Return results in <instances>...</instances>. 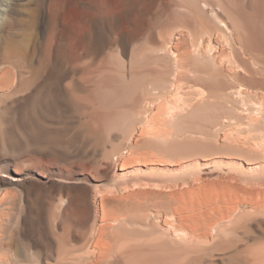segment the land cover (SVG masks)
Here are the masks:
<instances>
[{
  "label": "rangeland",
  "instance_id": "374dc122",
  "mask_svg": "<svg viewBox=\"0 0 264 264\" xmlns=\"http://www.w3.org/2000/svg\"><path fill=\"white\" fill-rule=\"evenodd\" d=\"M209 1L215 2L214 0ZM219 1L223 9L218 15L221 16L219 17L225 24L227 23L222 29L217 28L218 21L216 22L213 16L203 13L195 5L187 3H191L189 0H142L141 5L144 13L142 12L140 17V42L144 43L145 41L142 38L145 37L143 27L148 19L154 29L155 46L158 49L167 46L168 54L171 55H167V59L165 58L166 64L161 57L157 58V64H151L155 73L151 72L154 74L146 70L149 69L148 63L140 64L137 80L141 83H148L152 79L161 78L163 70L169 71L167 79L171 89L170 101L164 105L159 101L155 104L156 106L154 105V111L158 112L159 109L156 108L161 103L159 107L163 108V111L167 110L168 116L176 114L175 118L177 114H183L178 119L173 122L172 120L167 121L169 122L167 123L166 120L162 121L163 116L159 115L161 119L158 121L159 125L158 123L155 126H153L154 124L149 126L148 124L128 123L125 129H121L118 126V123H121L122 126L123 122L121 110L129 102L120 100L121 89L125 87L126 83L122 78L121 68L111 67L110 64L103 61L104 55L108 52L105 50L97 56L94 55L95 57L83 56L80 58L75 56L66 63L57 64L58 69L56 68L55 71L59 72L56 73L57 76H52V79L57 78L59 81L60 95L58 98H60V103L56 105L57 107L51 104L45 106L46 111L40 112L39 120L38 118L29 120L28 125L33 124L34 126L31 127L40 133L39 139L42 141L52 139L51 146H55L53 149H56L38 148L29 142L26 151L0 153V169L6 170L0 175L4 178L21 181L33 178L37 184V188L33 189L44 198L51 191L53 194L50 193V195H57L58 192L54 186L60 182L71 186L72 189L69 186L70 190L65 195L71 193L72 190L73 194H71L77 198L75 199L77 202L74 203L72 216L63 219L64 222L60 225L63 227L67 224L70 225L71 220L69 228L74 231L70 230L73 237L76 235L72 238L73 244L77 242L74 244L75 247H78L80 241L83 240L82 236L86 237V234L91 237V244H93L94 239L98 237V230L101 229L99 226L98 230L95 227L106 221L111 229L110 232L107 231V233L109 232L107 234L105 228L104 233L107 236L112 232L116 236L121 233L120 243L122 241L127 243H123L125 246H129L133 242L132 246L142 254L151 250L159 251L168 248L181 249L188 253L194 251L197 255L204 253L207 258H217V260H213L214 262L212 261L215 264L218 262V264H255L256 261V264H259L262 261L260 259L261 261L258 263L259 260L255 258L264 254V133H262L264 132V0ZM176 3H183V5L186 3L185 6L192 9L194 13L174 9ZM65 11L61 12V17L65 19L67 14L65 20L74 28L77 37H82L85 29L78 24L76 17L77 21L72 20L71 22V17L73 19L77 13L86 14V12L79 9V12L72 10L73 14L69 10V13L67 10ZM177 13L179 14L176 15ZM230 27L233 28L232 31H230ZM222 33L228 35V40L225 39L227 36L224 38L219 35ZM166 43L168 45H165ZM179 45L182 46L179 47ZM170 50L171 52H169ZM188 61L191 63H187ZM187 69L192 72V75ZM47 73V75L44 73L40 75H44L45 78L49 76L47 77L49 79H46L51 81L50 76L55 73L51 75L50 71ZM236 73L238 74L236 75ZM229 88L236 91H231ZM96 90L100 92L98 93ZM131 91L127 93L130 98L136 94L132 84ZM115 93L119 96H116ZM174 94H177L176 97ZM210 94L213 95L212 98L209 96ZM178 95L181 100L178 99ZM182 98L186 100L183 102ZM206 98L214 99L208 101ZM200 102H206V104H203L190 116L185 106ZM41 113L43 114L41 115ZM225 114L228 117H225ZM165 116L164 114V119ZM33 121L35 122L33 123ZM163 122L166 123L163 125ZM81 126L84 128L82 129ZM29 127H27L28 130ZM37 127H42V129ZM55 130L57 131L55 132ZM15 163L18 168L20 166V170H24L26 173H15L14 170L17 169ZM26 186L31 188L29 183ZM53 187L56 191L53 190ZM83 194L85 198H90L92 209L94 208L89 215L82 211L84 207L80 203H84L81 198ZM102 198L105 204L104 209H101ZM100 199L101 203H99ZM100 211L114 215L110 214L102 218L101 215L104 213L100 215ZM110 216L111 218L117 216L116 218L119 220H115V223L112 221L113 219L110 220ZM135 218L141 221H135ZM144 218L150 219L149 221L146 219L147 224L144 222ZM106 222L101 226L106 227ZM110 223H114V225ZM122 223H126L127 225H125L132 230L128 227L125 228L126 226H123L125 229L123 230L119 227L124 225ZM153 224L157 226L155 227ZM111 225L115 226L114 231L112 230L114 227L110 228ZM133 225L142 228L137 227L138 229L134 228L133 230ZM150 226L158 228L152 227L154 231L148 228L151 230L148 232L146 228ZM63 227L58 228V234L63 233ZM120 228L121 231H119ZM109 229L107 227V230ZM91 231L96 232H94L96 237ZM29 234L19 238L20 243L26 244L27 249L35 251L37 248L36 251H39L38 249L44 251L42 249L44 248L45 251H50V249L56 248L53 238H46L47 240L45 239L42 244L43 247L32 234ZM88 235L87 237H89ZM114 235L111 236L115 238ZM107 236L104 237L105 241L110 239V236ZM191 236L192 240L195 239L192 242ZM195 236L201 240L196 239ZM218 236H221V239ZM173 237L178 239H173ZM216 239L218 241L220 239L221 242ZM175 240H179V243ZM215 240L217 243L214 242ZM13 241L12 248L18 250L20 243L17 244V241ZM50 241L53 245L50 244ZM195 241L200 242L196 243ZM188 246L191 247L188 248ZM229 249L231 253H229ZM83 252L81 254H84ZM210 253L213 254V257H210ZM227 253L228 256L231 255L230 258L233 262L228 261L230 259L226 256ZM224 254L227 259L224 258ZM240 257H243L241 262ZM262 259L261 264H264V258ZM220 260L223 262L221 261V263ZM197 261L199 262L201 259Z\"/></svg>",
  "mask_w": 264,
  "mask_h": 264
},
{
  "label": "bare ground",
  "instance_id": "6f19581e",
  "mask_svg": "<svg viewBox=\"0 0 264 264\" xmlns=\"http://www.w3.org/2000/svg\"><path fill=\"white\" fill-rule=\"evenodd\" d=\"M184 1H186V0H184ZM189 1H191V3L190 2H187V3L195 5L198 10L202 11L203 13H208V14H210V16H213L215 18L216 22L218 21V23H216L217 28L222 29V27L227 24V23L225 24V22L220 18L221 16L218 15L219 12H222V9H223V7L219 3L220 2L219 0H218V2H216V0H214L216 3L215 2L212 3L209 0H189ZM176 2H178V1H176ZM245 2H247V1H245ZM141 3H142V0H0V151H1L0 153L1 154H2V152L6 153L9 151L12 153H14L16 151L20 152L21 150L26 151L27 150L26 147H28L29 142L35 144L38 148L43 147V148H47V149H49V148L53 149V147H55V146H53V147L51 146V144L53 143L52 139H48L45 141H42L41 139H39L38 135H40V133L38 131H36L35 128L34 129L32 128L34 126L33 124L30 125L31 124L30 123L28 125V123H29L30 119L32 120L34 118L35 119L38 118V120H39L40 112L42 110H43V113H44V110L46 111V108L44 109L45 106L51 104V105H54V107H55L58 103H60V100H59L60 98H58L59 97L58 95H60L59 81L57 80V78H55V80L52 79V76L56 75V73L59 72L58 70H57L58 72L55 71L56 68L58 67L57 64L59 65L60 62L66 63L75 56L80 57V58L83 56H94V55L97 56L98 54H101L103 51L108 50V52H106V55H104L103 61L105 63L107 62L108 65L110 64L111 67H116V68L122 69L121 70L122 71V78H123L124 82L126 83V85L124 88L121 89L122 96L120 97L121 98L120 100L122 102H125L124 100H126V101L128 100L129 102L127 104H125L126 107L121 110V112H122L121 117L123 119L122 126H121V123H118V126L121 129L122 128L125 129L127 127L128 123H131V124L136 123L139 125L148 124L149 126L154 124L153 126H155V124L157 125L158 121L161 120L159 115H162L163 116L162 121L166 120V122L170 121V120H172V122H173L174 120L178 119V117L183 115V114H179V115L177 114V116L174 118V116L176 114L173 116H168L169 112L167 110L163 111L162 110L163 108L159 107L161 105V103H163V105H164V103L168 104L170 101L169 95L171 93V91H170L171 89H170V82L167 79V74H169V71L163 70L161 78L152 79L148 83H141V82H138V80H137L139 77L138 69L140 67V64L148 63L147 65L149 66L148 67L149 69H146V70H148L150 72L151 71L154 72L151 64L152 65L157 64L158 62H156V61H158L157 58H159V57L164 59V62L166 64L167 62L165 61V58L167 59V55L168 56L171 55L170 53L168 54L167 46H162L159 49L155 46V44H154V41H155L154 40V38H155L154 29H153L151 23L148 21V19H146V23L144 22L145 26L143 27L144 31H145V37H142V38L145 39V41H144V43L140 42V35H141V33H140V31H141L140 17H141L142 12L144 11V10L142 11ZM185 5H187V4L185 3ZM185 5H183V3H181V4L176 3L175 7H173L174 5L171 7H173L174 9L177 8L180 11H186L187 13H189V11L191 13H194L192 11V9H190L189 7H188L189 8L188 9ZM226 6H228V5H226ZM234 8H236V7H234ZM78 9L83 11V12H86V14H78L77 13L76 15H74L73 19L71 17V22H72V20H75V17H76V19H78V21L77 20H75V21H77L78 24L85 29V33H84V35H82V37H79V36L77 37V34L74 31V28L71 26L70 23L67 22V20H65V19H67V14H66L65 19H63L61 17V12H64L65 10H67V12H68V10H69V12H72V10L78 11ZM195 11H197V10H195ZM72 14H73V12H72ZM178 14L179 13H177L176 15H178ZM208 14H206V15H208ZM196 15H198V14H196ZM196 15H195V17H196ZM191 22H193V21H191ZM224 28H226V27H224ZM230 29H231L230 31H232L233 28L230 27ZM214 33H216V32H214ZM231 33H233V32H231ZM233 34H236V33L234 32ZM233 34H232V36H233ZM219 35L224 36V38L227 36V38H225V39L228 40V35H226L225 33L224 34L222 33ZM197 39H199V38H197ZM242 40H243V38H242ZM168 43H166L165 45H168ZM181 46L179 45V47H181ZM220 47H221V45H220ZM184 48L185 47L183 46L182 49L184 50ZM244 48H246V47H244ZM246 49H244V50H246ZM175 50H176V48H175ZM246 51H244V53H247ZM169 52H171V50ZM177 53H179V52H177ZM103 54H105V53H103ZM190 54L188 55V57L190 56ZM187 55H185V56H187ZM182 56H180V57H182ZM242 57L244 58V56H242ZM183 58H184V56H183ZM213 61H214V59H213ZM159 62H160V59H159ZM187 63H191V62L188 61ZM165 64H164V66H165ZM68 65H69V63H68ZM187 65H185V66H187ZM63 66H64V64H63ZM160 70H162V69H160ZM47 71H50V75L52 73H55V74L50 76L51 77L50 80L52 79L51 81L47 80V79H49V78H47L49 76H46L48 74ZM188 71L192 75V72L190 70H188ZM153 72H151V73H153ZM41 73H44V74L47 73L45 75L47 79L45 77H43L44 75L41 76L40 75ZM237 74L238 73H236V75ZM59 76H58V78H59ZM186 83H189V82L186 81ZM131 84H132L133 90L136 91V94H134V97H132V98H130V96H128V94H127L128 92L131 91ZM192 85H194V84H192ZM189 86H191V85H189ZM227 89H226V91H227ZM66 90H67V88H66ZM113 91H114V88H113ZM233 91H236V90L234 89ZM97 92L99 93L100 91H97ZM227 92H229V91H227ZM65 95L67 96V94H65ZM115 95L117 96L118 94L115 93ZM176 95H175V97H176ZM209 96L212 98L213 95L210 94ZM209 96H208V98H210ZM177 97H178V99L180 98L179 95ZM213 99H211V100H213ZM179 100H181V99H179ZM185 100L183 99L182 101L184 102ZM159 101H161V103L158 106V108H156V109H159L162 112H160L159 110H158V112L154 111L155 110L154 105L159 103ZM208 101H207V103H208ZM218 101L221 102V100H218ZM198 102H196V103H198ZM201 102L199 104L195 103L196 105L193 103L188 105L186 103L188 105V106H185V108L187 107V109H186L187 113L190 114V116H191V114L196 112L198 109H200V107L203 104L204 105L206 104V102L205 103L204 102L201 103ZM221 104H223V103H221ZM230 108H233V107H230ZM170 109H172V108H170ZM237 112H239V111L237 110ZM43 113H41V115ZM182 113H184V112H182ZM164 114L166 115L165 119H164ZM224 116L228 117L227 114H225ZM41 117H43V116H41ZM221 118H222V116H221ZM230 118H231V116H230ZM230 121H231V119H230ZM34 122L35 121H33V123ZM63 122H64V120H63ZM119 122H121V121H119ZM166 122H163V125ZM159 123H158V125H159ZM167 123H169V122H167ZM28 126H30L29 130L27 128ZM37 128L40 130L42 129V127L41 128L37 127ZM81 128H82V126H81ZM85 129H84V131H85ZM56 131L57 130H55V132ZM50 133L52 134V132H50ZM262 133H264V132H262ZM258 137H260V136H258ZM151 138H153V137H151ZM162 143H163V141H162ZM92 145H94V144H92ZM54 149H56V148H54ZM252 151H254V150H252ZM52 152H54V151H52ZM65 153H66V151H65ZM250 153H251V151H250ZM16 156H18V155H16ZM0 159H1V156H0ZM132 159H133V157H132ZM15 166H16V163H15ZM17 166H16L17 169L15 168L16 170H14L15 173H17V174L26 173V171L20 170V166H19V168ZM1 172L2 173L6 172V170L0 169V174H1ZM12 176H15V175H12ZM30 178L25 179V180L23 179L21 181V180H15V179H10V178H4L3 176L0 175V264H215V263H213L214 262L213 260L214 259L217 260V258H214V259L207 258L206 254H204V253H202L201 255H197L192 250L191 251L193 253H188V252H185L184 250H181V249L165 248V249H161L159 251L151 250V251H148V252H145L142 254L141 251L137 250L135 247L132 246L133 242L129 246L128 245L125 246L123 244L125 242L121 241V243H120V238H121V237H119L121 235L120 232H119L120 235L118 234V236H116L111 231L112 234L110 233L108 235V236H110L109 237L110 239L108 238L109 240L105 241L104 237L107 236V234L111 230V229H109L110 225H108L106 221H105L107 224V225L105 224L106 227L101 226V225H104L105 222H103L102 224L100 223V225L96 224L97 226L95 227V229L98 226L101 227V229L97 228V230L99 229L98 230L99 233L97 235L98 237H96L94 235L96 233L95 231H94L95 233L93 231H91V232H93V236L96 237V239H94L92 237L95 240L94 241L92 239L94 241L93 244H91V237L88 234H86V237L82 236L83 240H81L82 242L80 241L81 245L78 241L80 246L78 245V247H75L74 244H76L77 242L73 244L72 238H74L76 235L73 237V234L70 232V230L73 231V229L69 228V227H71L70 226L71 220H70V225L67 224L64 227L61 226L62 223L64 222L63 219H67L66 217L72 216V211H74L73 210L74 203L76 204V202H77V200L75 201V199H77V198H75L74 195H72L73 194L72 190H71L72 194L69 192L67 195H65V193H67L68 190H70L71 186L70 185L67 186V184L65 185L61 182H60V184L58 183L57 185L53 183L54 185H56L54 187H56V190L58 192V193H56L57 195H50V193H52V191H51L49 193V195L48 194L46 195L48 198L47 197L44 198L38 191L35 192V190L33 188L34 187L37 188L36 187L37 184H35L36 180L34 181L33 178H32V180ZM28 183L31 185V188H28L29 186H26V184H28ZM69 186H70V188H69ZM54 187H53V190L55 189ZM56 190H54V191H56ZM86 193H88V192H86ZM42 194H44V193H42ZM103 196H104V194H103ZM30 197H33V198L31 199ZM81 198L83 199V200L82 199L81 200L84 201V203L82 202L83 204L80 203L81 206L84 207V210H82V211H83V213L85 211V213L87 215H89L92 212V210L94 209V208L92 209V204L90 203V200H89L90 198L89 199H87V197L85 198L84 194H83V197H81ZM103 198H102V200H103ZM119 198H120V196H119ZM101 202L102 201L100 199L99 203H101ZM105 202H107V201H105ZM104 205L105 204H104V200H103V205H102L101 209L102 208L104 209V207H103ZM95 210H96V208H95ZM105 210H107V209H105ZM101 211H100V215L104 213L103 215H101L102 218L107 217L110 214H113V213L109 214V212H108V214H106L105 213L106 211L101 213ZM93 215L95 216V213ZM121 215H122V213H121ZM101 216H99V217H101ZM111 216H110V220L113 219L112 221H114L115 223H116V221L119 220L118 218H116L118 216V214L116 217L113 216L116 219L111 218ZM145 216L147 217V215H145ZM94 218H96V217H94ZM178 218H180V217H178ZM76 219H78V218H76ZM106 219L109 220L108 218H106ZM136 219L137 218H135V221H141V220H136ZM138 219H140V218H138ZM146 219L144 221L145 223L147 222V220L148 221L150 220V219H147V220ZM89 220H90V218H89ZM121 220H123V219L121 218ZM112 221H110V222H112ZM99 222H101V221H99ZM79 223H80V221H79ZM94 224H95V222H94ZM110 224L114 225V223H110ZM122 224H124V223H122ZM125 224L122 226H119V227H121L123 230H125L124 227L127 225V224L126 225ZM113 225H111L112 227H110V228L114 227L112 229L114 231L115 226H118V224L117 225L115 224V226H113ZM133 226H134L133 230H134V228L138 229L137 227H140L138 225H133ZM153 226H155V224H153ZM153 226L147 227L146 230H148V232H149L153 228L154 229L158 228V227L155 228L157 225L155 227H153ZM158 226L161 227V225H159V224H158ZM215 226H216V224H215ZM59 227L60 228L63 227V231H62L63 233L62 234L61 233L58 234L59 233L58 232ZM92 227L94 228L93 225H92ZM103 227H104V229H103ZM107 227L109 230H107ZM127 227L128 226H126L125 228H127ZM105 228H106V230H105ZM121 228L119 229V231H121ZM140 228H142V227H140ZM148 228H150L151 230ZM129 229L132 230V228H129ZM136 229H135V231H136ZM104 230L106 231V233H107V231H109V232L106 234V233H104ZM159 230H160V228H159ZM152 231H154V230H152ZM155 231H157V230H155ZM27 233L32 234L34 236V238H36L37 242L40 243L41 245L44 243V240L46 238L47 239L53 238V240L57 244L56 245L54 243L56 248L54 247L55 249L54 248L50 249V251H47V250L45 251L44 248H42L44 251H42V250L40 251V249H38L39 251H36L37 248L35 249V251L34 250L31 251L29 248L27 249L25 247L26 244L22 245L20 243L21 240L19 239V238H21V236H24ZM104 234H106V235H104ZM87 235L90 238L87 237ZM111 235H114L116 237L114 238ZM180 235H179V237H180ZM196 235H197V233H196ZM219 235H221V234H219ZM197 236H199V234ZM197 236H195L196 239H199V238H197ZM170 239L172 241L173 239H178V238L173 237V239L172 238H170ZM181 239H183V238L181 237ZM192 239L193 238L191 236V238H190L191 242L195 240V239L194 240H192ZM203 239H205V238H203ZM220 239H219V241L217 239L216 240L218 242H221ZM13 240L17 241L18 242L17 244L20 243L18 246L19 247L18 250L12 248V244H13L12 242H14ZM122 240H123V238H122ZM199 240H201V238ZM216 240L214 242H216ZM178 241L175 240V242H178ZM30 242H32V241H30ZM173 242H174V240H173ZM199 242H196V243H199ZM45 243H47V242L45 241ZM30 244H29V246H31ZM50 244L53 245L52 242ZM125 244H127V243H125ZM175 245H176V243H175ZM50 247H51V245H50ZM189 247H191V246H188V248ZM81 250L84 251L83 252L84 254H81V252H82ZM79 251H80V253H78ZM229 251H230V249H229ZM223 252H224V250H223ZM229 253H231V251ZM232 253L234 254L233 249H232ZM236 253H238V252H236ZM225 254H224V256H225ZM218 256L220 257L219 254H218ZM224 256L221 255V257H224ZM226 256L230 259L228 261H232L231 260L232 258H230L231 255L228 256V253H227ZM226 256L224 257L225 259H227ZM259 256L256 257L255 259L259 260L258 263L262 260L259 263V264H261L263 262L262 258H264V254L262 255L263 257L261 255H259ZM210 257H213V254L210 253ZM198 259H201V261L198 262L197 261ZM242 259H243V257L240 259V262L242 261ZM218 260H219V258H218ZM233 260H235V259H233ZM221 261L222 260H220V262ZM256 262H255V264H256ZM218 263H216V264H218ZM243 264H245V263H243ZM246 264H248V263H246Z\"/></svg>",
  "mask_w": 264,
  "mask_h": 264
}]
</instances>
